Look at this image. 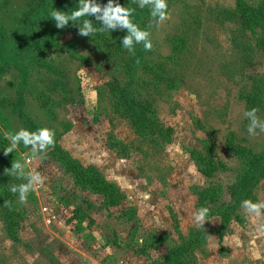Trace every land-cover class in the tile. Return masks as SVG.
I'll return each instance as SVG.
<instances>
[{
  "label": "rangeland",
  "instance_id": "rangeland-1",
  "mask_svg": "<svg viewBox=\"0 0 264 264\" xmlns=\"http://www.w3.org/2000/svg\"><path fill=\"white\" fill-rule=\"evenodd\" d=\"M260 2L166 0V18L153 17L147 24L152 47L131 88L157 124L147 138L116 109L109 88L115 78L121 85L127 82L113 55L118 45L102 47L72 27L46 48L50 69L26 60L31 69L26 87L17 69L0 76L4 136L26 130L12 113V103L23 92L29 117L125 197L121 205L105 208L101 195L75 185L47 146L42 149L37 142L33 154L32 145L19 143L15 161L23 168L18 171L27 182L28 174L39 179L32 197L20 203L26 213L19 241L10 239L0 222V254L8 264H152L168 248L149 249L148 256L142 251L145 242L165 235L180 245V235L189 238L194 232L213 234L194 250L190 264H264V181L254 190L255 205L261 207L254 211L242 205L224 236L218 233L219 216L195 219L196 188L221 189L217 206L231 201L228 189L244 161L229 151L231 137L235 145L264 149V131L256 128L250 134L245 116L256 108V117L264 121V31H242L226 13L240 5L254 11ZM31 5L32 0H0V24L26 38L22 20ZM113 138L126 144L129 155L109 148ZM212 166L216 171L210 176L199 170ZM75 208L88 216L82 228L80 218L73 219ZM131 209L132 220L122 215Z\"/></svg>",
  "mask_w": 264,
  "mask_h": 264
},
{
  "label": "trees",
  "instance_id": "trees-1",
  "mask_svg": "<svg viewBox=\"0 0 264 264\" xmlns=\"http://www.w3.org/2000/svg\"><path fill=\"white\" fill-rule=\"evenodd\" d=\"M77 2L78 0H32L30 11L24 15L22 20V25L27 32L26 38H18L12 35L6 27L0 24V76L10 69H17L21 74L20 85L26 87L28 84V72L31 70L26 64L27 59H30L34 67L39 69L49 66L50 62L45 53L46 48L57 43L69 28L78 29L80 27L79 24L69 21L64 28L58 29L55 27L56 22L51 19L49 13L53 8L71 12L77 6ZM95 2L103 7L108 3V0H95ZM115 2L125 8L132 9L131 22L139 29L147 32V24L153 18L150 15L149 6L145 5L144 8L138 7L139 0H115ZM260 3V8L254 11L246 8L245 5H240L232 11H226L227 17L238 23L242 31H255L259 27L264 31V0H261ZM97 15H102V13L92 14L89 16V19L92 20L93 27L99 29L103 25L101 24L100 26L99 23L101 22L96 21L95 17ZM87 18L81 17L80 19ZM128 35L129 30L127 28L117 26L112 30L97 31L89 34L87 37L98 43V45L102 47L107 46V48L112 50L118 45L117 51L113 55L117 66L124 73L127 82H125V85H121L122 81L115 78L109 84V88L113 91L116 109L131 120L137 131H139V134L147 138L155 134L154 127L157 124L154 123V120L150 116L149 108H146L141 101H138L132 95L131 88L136 81L139 68L143 67L146 63L145 52L148 50L144 49L143 42L136 43L134 38L131 51H129V48H123L121 46L122 40ZM178 48H181V44H179ZM50 68L49 66L48 69ZM25 107L26 101L23 92H20L12 103V113L19 118L30 133L44 128L29 117L25 111ZM57 139L53 138V144L47 145L50 151L49 155L74 179L75 185L101 195L103 197V206L107 209L121 205L125 197L120 189L114 183L107 181L103 175L94 171V169L83 167L78 160L72 158L69 153L60 147ZM9 144V141L0 131V222L4 224L7 236L17 242L19 241L17 231L21 222L24 221L26 211L20 204L19 191L13 193L9 189L12 186L18 187L28 182L22 175L18 174L20 173L18 170L11 174L4 171L5 168L11 169L12 161L16 159L15 150L7 155L3 153L4 148L9 146ZM109 148L118 155H129V149L126 144L115 138L109 140ZM229 149L232 154H237L244 160L240 177L228 189L230 203H222L217 206L221 199V189L216 187L212 189L196 188L195 190L198 209H207L205 218L220 217L221 229L218 233H220L221 237L224 236V230L231 224L235 212L242 207L243 201L247 200L251 204L257 202L254 190L261 181H264V149L256 152L244 145H235L232 137ZM202 160H205V158ZM208 160L209 162H214L211 154L208 156ZM215 169L213 167L209 171L199 168L201 173L209 176L213 175L216 171ZM25 196L32 197L31 188L25 193ZM134 213L135 209H131L123 212L122 215H129L128 219L132 220ZM74 217L80 218V228H82L88 216L79 208H75L73 219ZM175 224L176 230L179 233L177 222ZM212 234L213 232H194L189 238H184L180 235L182 240V244L180 245L165 235H159L155 239H149L145 242L142 251L145 255L150 256L148 254L149 249L159 250L161 247H167L168 252L162 255L160 260L152 261L153 258L150 260L152 264H190V258H192L194 250L199 248ZM142 251H140L141 254ZM0 264H8L6 258L1 254Z\"/></svg>",
  "mask_w": 264,
  "mask_h": 264
},
{
  "label": "clouds",
  "instance_id": "clouds-1",
  "mask_svg": "<svg viewBox=\"0 0 264 264\" xmlns=\"http://www.w3.org/2000/svg\"><path fill=\"white\" fill-rule=\"evenodd\" d=\"M145 5L150 7V15L154 18H157L159 21H162L166 18V0H139L138 7L144 8ZM73 8V7H71ZM132 9L125 8L119 3H116L115 0H108V3L101 7L100 4L96 3L95 0H78L77 6L73 8L71 12H66L64 10H58L53 8L49 15L51 19L56 22L55 27L58 29L64 28L69 21L75 22L80 25L78 28V35L89 36L97 31H106L112 30L117 26L127 28L129 30V35L124 37L122 40V47L129 48V51L132 50V41L135 39L136 43L143 42L144 49L148 50L152 47L151 42L148 40V32L139 29L135 24L130 20L132 14ZM96 13H102V15H97L95 17L96 21H99L101 26L99 29L94 28L92 20L89 19V16ZM81 17H88L87 19L81 20ZM256 108L245 112V116L248 117L250 123L248 125V132L250 134L254 133L256 128H259L261 131H264V121L258 120L256 117ZM53 133L47 128L38 129L35 132H29L27 130L21 129L15 134H6L5 138L10 140L9 146L5 147L3 153L7 155L12 153L13 150L17 147L19 143H22L25 147L32 145V152L35 154V145L39 142L40 148L44 149L47 145L53 144ZM22 165L13 160L11 169L5 168L6 173H13L16 170L22 169ZM19 175H25L22 171L18 173ZM30 176L29 182L27 184H21L18 187L12 186L9 190L13 193L19 191V200H25V193L32 188L33 182L38 180L37 175L28 174ZM7 204V202H5ZM243 206L254 211H258V208L261 206L251 204L249 201L245 200L242 202ZM207 213V209H200L195 215L197 221H203Z\"/></svg>",
  "mask_w": 264,
  "mask_h": 264
}]
</instances>
